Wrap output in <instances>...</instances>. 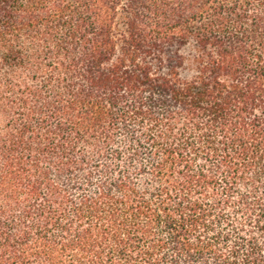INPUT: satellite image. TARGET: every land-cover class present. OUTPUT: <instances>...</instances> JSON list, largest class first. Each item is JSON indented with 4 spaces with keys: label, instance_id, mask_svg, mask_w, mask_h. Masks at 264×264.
Returning a JSON list of instances; mask_svg holds the SVG:
<instances>
[{
    "label": "trees",
    "instance_id": "trees-1",
    "mask_svg": "<svg viewBox=\"0 0 264 264\" xmlns=\"http://www.w3.org/2000/svg\"><path fill=\"white\" fill-rule=\"evenodd\" d=\"M0 264H264V0H0Z\"/></svg>",
    "mask_w": 264,
    "mask_h": 264
}]
</instances>
